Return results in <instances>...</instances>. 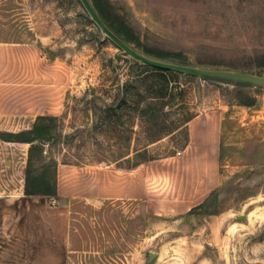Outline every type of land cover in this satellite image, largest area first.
<instances>
[{
	"label": "rangeland",
	"instance_id": "374dc122",
	"mask_svg": "<svg viewBox=\"0 0 264 264\" xmlns=\"http://www.w3.org/2000/svg\"><path fill=\"white\" fill-rule=\"evenodd\" d=\"M96 1L140 52L264 72V0ZM0 41L35 42L75 68L61 111L29 134L30 172L71 165L66 189L89 167L157 166L183 145L189 118L223 111L219 181L205 198L173 204L160 179L155 210L70 196L66 264H264V86L158 73L122 53L79 0H0Z\"/></svg>",
	"mask_w": 264,
	"mask_h": 264
},
{
	"label": "crops",
	"instance_id": "0c3cea01",
	"mask_svg": "<svg viewBox=\"0 0 264 264\" xmlns=\"http://www.w3.org/2000/svg\"><path fill=\"white\" fill-rule=\"evenodd\" d=\"M76 79L69 60L47 55L35 42L0 41V131L28 132L39 116L56 115ZM186 138L172 157L156 166L145 160L130 167H89L63 188L56 166V193H24L32 143L0 138V262L66 264L70 241L69 197L143 200L157 207L154 183L168 181L164 194L187 207L201 201L219 181V157L226 137L223 111L210 109L189 118ZM55 199V200H53Z\"/></svg>",
	"mask_w": 264,
	"mask_h": 264
},
{
	"label": "water",
	"instance_id": "95a60500",
	"mask_svg": "<svg viewBox=\"0 0 264 264\" xmlns=\"http://www.w3.org/2000/svg\"><path fill=\"white\" fill-rule=\"evenodd\" d=\"M90 19L96 24L100 32L109 38L119 50L135 60L150 65L154 68L168 70L173 72L192 74L202 78L218 79L230 82L246 83L250 86H264V74L229 69L203 67L192 64H183L161 60L148 56L127 44L123 39L117 36L99 17L89 0H79Z\"/></svg>",
	"mask_w": 264,
	"mask_h": 264
},
{
	"label": "trees",
	"instance_id": "16d2710c",
	"mask_svg": "<svg viewBox=\"0 0 264 264\" xmlns=\"http://www.w3.org/2000/svg\"><path fill=\"white\" fill-rule=\"evenodd\" d=\"M92 7L96 11V13L99 15V17L102 19V21L121 39H123L127 44L130 46L133 45L134 47L136 44L131 41L118 27H116L113 23L111 18L106 15L102 7L98 4L96 0H89ZM144 53V52H142ZM146 54V52L144 53ZM150 56L149 54H146ZM153 58L161 59L159 56H151ZM185 64V63H183ZM204 67V66H203ZM156 72L161 73V74H177L172 71L168 70H162L158 68L152 67ZM235 69V68H232ZM257 74H264V72H256ZM218 80V79H215ZM223 81V80H220ZM225 82H230V81H225ZM230 83H235V84H244V85H249L246 83H239V82H230ZM45 116H39L37 118L41 119ZM37 128V122L33 126V129L28 131V132H8V131H0V138L4 140H21V141H26L30 142L33 140V137H29V134ZM29 152H30V146H29ZM29 153L28 157L26 159V166H25V176H24V187L23 191L24 193H44L47 195H54L56 193V179H55V172L51 178H48L44 172H41L39 174H32L29 169Z\"/></svg>",
	"mask_w": 264,
	"mask_h": 264
},
{
	"label": "built area",
	"instance_id": "2783aa9c",
	"mask_svg": "<svg viewBox=\"0 0 264 264\" xmlns=\"http://www.w3.org/2000/svg\"><path fill=\"white\" fill-rule=\"evenodd\" d=\"M179 151H176V153H178Z\"/></svg>",
	"mask_w": 264,
	"mask_h": 264
}]
</instances>
